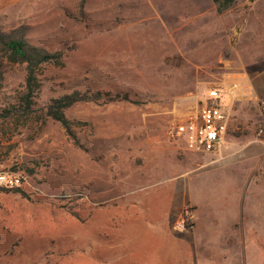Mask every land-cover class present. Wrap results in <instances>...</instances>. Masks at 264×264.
<instances>
[{
  "label": "rangeland",
  "instance_id": "obj_1",
  "mask_svg": "<svg viewBox=\"0 0 264 264\" xmlns=\"http://www.w3.org/2000/svg\"><path fill=\"white\" fill-rule=\"evenodd\" d=\"M20 26L65 52L41 105L74 91L129 101L69 109L86 123L80 147L54 121L0 131L24 177L0 189V264H264V0L224 13L214 0H0V30ZM24 78L0 55V106ZM214 88L225 142L192 153L170 126Z\"/></svg>",
  "mask_w": 264,
  "mask_h": 264
},
{
  "label": "trees",
  "instance_id": "obj_2",
  "mask_svg": "<svg viewBox=\"0 0 264 264\" xmlns=\"http://www.w3.org/2000/svg\"><path fill=\"white\" fill-rule=\"evenodd\" d=\"M218 5V12L228 11L235 0H214ZM80 13H83V3ZM0 55L10 66H22L25 72L24 87L16 102L0 106V131L2 136L7 132L5 127L14 126L17 130L23 127H35L41 131L48 121L58 123L74 145L80 147L75 129L86 123L70 120L66 112L80 103L108 104L118 101H129L127 95L109 93L74 91L51 99L41 105L39 97L42 88L41 76L46 67L63 68L65 66V52L63 50L51 52L32 44L27 37V28L20 26L9 31L0 30ZM18 170L17 167L13 168ZM3 189V188H0ZM7 190V189H3ZM16 188L9 191H20Z\"/></svg>",
  "mask_w": 264,
  "mask_h": 264
},
{
  "label": "built area",
  "instance_id": "obj_3",
  "mask_svg": "<svg viewBox=\"0 0 264 264\" xmlns=\"http://www.w3.org/2000/svg\"><path fill=\"white\" fill-rule=\"evenodd\" d=\"M229 116L222 104V92L211 89L205 105L197 112L170 126L172 135L180 138L186 149L197 154H217L221 151L227 134ZM24 185L19 170L6 165L0 155V188L13 190ZM182 228H185L182 225Z\"/></svg>",
  "mask_w": 264,
  "mask_h": 264
}]
</instances>
